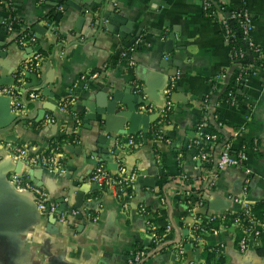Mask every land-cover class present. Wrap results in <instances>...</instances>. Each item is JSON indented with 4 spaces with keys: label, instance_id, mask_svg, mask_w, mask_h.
<instances>
[{
    "label": "crops",
    "instance_id": "crops-1",
    "mask_svg": "<svg viewBox=\"0 0 264 264\" xmlns=\"http://www.w3.org/2000/svg\"><path fill=\"white\" fill-rule=\"evenodd\" d=\"M66 1L0 0V44L8 53L0 58L2 69H14L10 85L16 84L21 96L43 94L41 101H28L22 112L0 96V264H126L128 254L140 246L148 251L143 264H218L203 256L216 248L225 259L222 264H264V220L248 226L238 218L226 223L228 213L264 202V0H212L245 6L252 14L251 36L261 49L263 64L249 65L236 105L222 97L232 69L230 46L222 25L204 16L200 0H81V9L79 4L65 9ZM55 3L61 4L56 9L62 12L60 21L46 16ZM13 10L24 24H14L9 33L2 21ZM28 24L35 41L24 48L16 35ZM126 49L132 50L127 53L131 60L122 55ZM36 54L39 66L26 69V61ZM171 83L172 105L159 138L155 126ZM131 87L137 97L134 113L155 115L147 131L153 132L151 138L144 137L142 120L133 126V112L122 102L119 111L129 113L116 111L110 126L84 122L87 105L108 112V95L125 98ZM72 97L67 111H61L59 103ZM147 101L152 113L144 109ZM77 117L81 124L73 133ZM200 124L217 139L194 144ZM69 134H75L72 142L60 149L53 146ZM132 138L135 144L128 145ZM9 142L24 154L8 150ZM226 144L233 151L247 146L250 177L242 167L216 171L214 162ZM201 151L209 153L210 162L201 160ZM53 152L63 159L66 175L28 162ZM99 163L113 173L120 166L137 173L125 195L118 197L114 187L101 189L91 182ZM27 172L66 213L64 222L51 220L38 210L31 193L11 185V175ZM196 192L203 198L201 207L189 199ZM219 196L230 202L228 208L201 213ZM211 214L223 215L215 220L220 225L201 220L209 229L195 232V221ZM148 219L163 229L157 248H149ZM244 236L248 248L242 251Z\"/></svg>",
    "mask_w": 264,
    "mask_h": 264
},
{
    "label": "built area",
    "instance_id": "built-area-1",
    "mask_svg": "<svg viewBox=\"0 0 264 264\" xmlns=\"http://www.w3.org/2000/svg\"><path fill=\"white\" fill-rule=\"evenodd\" d=\"M202 12L205 17H208L209 19H212L214 21L219 22L224 30L225 38L227 41H229L232 37H234L233 29L230 27L231 21H236L238 23V26H240L242 32H243V40L248 43V46L250 48V52L252 51L254 54L257 55V57L261 58V49L260 47L255 43L251 36L252 31V25H253V19L252 14L248 11V9L243 6L240 8H231L228 3L226 2H220V4L216 5L218 9L213 10V1L212 0H200ZM221 7V8H220ZM17 19L16 16H13L11 20L8 22L6 19L2 21V23L5 25V29L11 33L13 31V25L14 21ZM35 41L34 36L22 34L18 38V43L22 47H30L32 42ZM251 52V53H252ZM124 58H127V52L122 53ZM246 56V53L244 51L236 52L235 54L230 50V60L231 64H234V66L237 67L240 71L242 70V61H240V58H244ZM236 57V58H234ZM240 57V58H239ZM234 58V59H233ZM39 59L40 55H31L28 60L26 61L25 68L26 69H36V67L39 66ZM127 60H131L128 59ZM130 64H133V62H130ZM96 76V75H94ZM222 78H226L227 74L222 73ZM247 76L245 77L243 75V72L240 73V76L238 78V86L239 89L244 84ZM173 84L171 83L169 87L165 90L166 94V104L163 109V113L161 114V119L156 123L155 130H156V136L159 138H162V130H161V124L162 120L165 119L168 116V113L171 109V99L170 94L172 91ZM18 88L16 84L8 85V86H2L0 87V96L8 97L10 100V105L12 110L14 111H25L26 107L28 106V101H41L43 98V94L41 91H30L27 95L21 96L18 93ZM229 95L231 96V99L229 102L233 105L238 104V94L234 92H230ZM73 101V97L70 99H65L59 103V109L61 111H67V108L69 107L70 103ZM147 107H144V109L147 112L152 113L154 111V107L151 105V103H148L146 105ZM81 120L77 117L76 119V128L73 133L76 132L77 128L80 126ZM203 124H200L198 127L199 131V139L194 140V144H199L201 142V139H217L216 134L212 133H204L203 131ZM75 135V134H73ZM135 142L132 139H129L128 145H134ZM254 149H257L258 143L257 140L254 141ZM7 149L13 150L18 152L19 154L23 155L24 152L21 149H18L13 146L11 142L7 143ZM199 157L201 160L205 162H210L209 153L205 151H201L199 154ZM29 164L32 166L37 165L42 168H45L50 174H55L58 176H64L67 173V167L63 161V159L59 158L58 154L53 152L51 154L39 157V158H30L28 159ZM214 166L216 167V171L224 170L228 167H242L245 169V172L250 177L252 174V169L249 165V153L247 151V146H243L242 148L238 149L237 151H233L229 144H226L224 148L222 149L221 153L217 157L216 161L214 162ZM247 177L245 180L246 186L250 182V178ZM137 173L136 172H127L126 168L123 166H120L118 171L113 173L109 171V169L103 164L99 163L94 171L92 172L90 176L91 182L98 185L101 189H106L107 187H114L117 192L118 197H122L125 195L127 189L131 187L132 183L136 180ZM10 182L13 184V186L21 191V192H29L31 193L36 202V206L38 210L41 213H44L47 215L51 220H54L55 222L62 223L65 221L67 215L65 212H60L58 209V204L52 203L49 201L47 191L42 185H38L35 182L32 181V179L29 176V173H15L11 175ZM187 196L190 195V191H187ZM203 198H198L196 201V204L200 207L204 205ZM139 211L141 214L145 215L147 213L146 207L144 205H141L139 207ZM240 212H246L248 213L250 222H256L259 221V219L255 216V214L251 211L250 206L247 204L244 206V208ZM223 217V215L219 214H211L209 216L204 217L203 215L200 216L197 221L193 224V230L195 232H204L207 231L209 228L207 225L209 223L215 221L218 218ZM205 218V219H204ZM201 220H205L207 222V225L201 224ZM239 220V218H238ZM147 227L149 229V234L151 241L154 242L156 245L160 244L161 241V234L158 232L157 228L155 227L154 223L148 219L146 221ZM171 227L167 226L166 230H170ZM257 232L256 234H258ZM240 248L242 251L247 250L248 248V239L247 236H244L240 241ZM148 251L145 247H137L133 251L129 253V255L126 257V264H143L144 260L147 258Z\"/></svg>",
    "mask_w": 264,
    "mask_h": 264
},
{
    "label": "trees",
    "instance_id": "trees-1",
    "mask_svg": "<svg viewBox=\"0 0 264 264\" xmlns=\"http://www.w3.org/2000/svg\"><path fill=\"white\" fill-rule=\"evenodd\" d=\"M61 5L60 3H55V4H50V10L48 11V14L46 15L50 20H57V16H58V12H57V5ZM214 4V3H213ZM231 7V6H230ZM14 8V7H13ZM213 10L214 9H218L217 6L214 4V6L212 7ZM221 8V7H220ZM231 8H235V7H231ZM11 17H9L7 19V21L9 22L11 20V18L13 16H16V12L13 10L11 13ZM17 17V16H16ZM14 24H24V21L20 20V18L17 17V19L14 21ZM33 25H25L24 30L17 32L18 34L16 35V39L19 38L22 34H27V35H31V29H32ZM230 27L233 29L234 32V37H232L229 41L228 44L230 46V50L235 54L236 52H240V51H244L246 53V56L244 58H240L239 60L242 61V70L240 71L239 69H237L236 66H234V64H231L232 69L231 72L228 73V77H227V84H226V88L224 90V93L222 94V97L224 100L229 101L231 99V96L229 95L230 92H234V93H238L239 90V86H238V78L240 76V73L243 72V75L246 77L251 71H250V64H254L257 66H261L262 60L257 57L256 54H254L252 51V53L250 52V48L248 46V43L246 41L243 40V32L240 28V26H238V23L236 21H231L230 22ZM128 55L131 54L132 50L131 49H126ZM236 58V57H234ZM233 58V59H234ZM207 133L206 129L204 131V133ZM153 136V132L151 130H149L147 137L151 138ZM75 135L73 134H69V135H63L62 137H60L56 142L53 143V146L57 149H60L62 147V144L64 142H72V140L74 139ZM208 167H211L212 165L206 164ZM199 192L196 193H192V195L189 197L190 200L193 201H197V199L199 198ZM251 211L255 214V216L257 218H259L260 220H264V202H259L256 205H254L253 207L250 206ZM237 218L240 219L241 224L248 226L251 225L248 213L246 212H240V213H234V214H227V220L226 223H233ZM220 225V221H215L213 223H211V227H218ZM163 229H158L159 233H162ZM158 245H156L154 242L150 243L149 248H157ZM142 247V246H140ZM263 250L261 251L262 253H264V237H263ZM260 251V249H259ZM129 255V254H128ZM203 256L206 259L207 263H218V264H222L224 262V257L221 253H218V249H214L213 251H205L203 253Z\"/></svg>",
    "mask_w": 264,
    "mask_h": 264
},
{
    "label": "water",
    "instance_id": "water-1",
    "mask_svg": "<svg viewBox=\"0 0 264 264\" xmlns=\"http://www.w3.org/2000/svg\"><path fill=\"white\" fill-rule=\"evenodd\" d=\"M58 2H62L63 0H57ZM80 3H81V0H67L66 3L64 4V8L67 9V7L69 6H76L77 4H79L78 6V9H81V6H80ZM85 10H89L90 7L87 5L85 6ZM62 18V12H59L58 14V21H60ZM7 52L6 51H3L2 49V45L0 44V58H5L7 56ZM1 62V61H0ZM3 65H2V62L0 63V70H1V77H0V87L4 86V85H10L13 83V78H12V74L14 73V69L12 68L9 72L5 71L2 69ZM27 87H30L29 85H27ZM20 90H25L24 87L21 88ZM131 90H134V87H131L130 91L127 90V92L130 93L131 97L129 94L126 95V97H122L121 96V93H116V94H113V95H108V98H112L111 99V108H110V111L108 112H101L100 109L95 106V105H87L88 107V110H89V113H87L86 115V120L84 122H89V120H98L99 124L100 125H105V127L107 126H110V122H113V120H117L113 114H119V115H128L129 111L131 113V118L130 120L133 122V126H136V124H138L141 120H142V124H143V131H144V137L146 138L147 137V131H148V127H149V123H150V120L154 119L155 115H152V116H148V115H137L136 113H134L135 111V99H137L136 96H134L132 93H131ZM147 94H152L147 92ZM5 97V96H3ZM6 99L9 100L8 97H6ZM140 99V102L143 100L142 97H139ZM10 101V100H9ZM119 102H122L124 104H127L128 106V110L129 111H126V112H121L119 111ZM150 101H147V103H149ZM84 112H86V110H84ZM103 113V114H101ZM106 113V114H105ZM123 120H125L124 116H123ZM99 126V125H98ZM68 149H70V151H75V148L74 146L72 145H68L67 147ZM76 151H78L76 149ZM35 182V181H34ZM11 183V182H10ZM36 184H38L37 182H35ZM11 185L13 186V184L11 183ZM230 202L226 201V202H223L222 201V198L219 196V197H216L215 199H211L208 201V204L204 206V209L202 210L201 213H207L209 210H219L221 208H228L230 205Z\"/></svg>",
    "mask_w": 264,
    "mask_h": 264
}]
</instances>
